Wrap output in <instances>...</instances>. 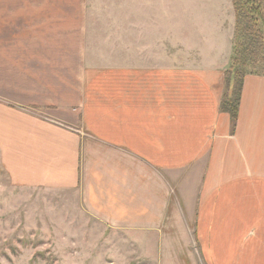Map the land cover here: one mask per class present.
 <instances>
[{"label": "crops", "instance_id": "crops-1", "mask_svg": "<svg viewBox=\"0 0 264 264\" xmlns=\"http://www.w3.org/2000/svg\"><path fill=\"white\" fill-rule=\"evenodd\" d=\"M86 6L0 0V159L12 181L78 192L98 222L156 239L160 264H264V74L246 75L236 127L220 107L234 27L192 29L186 59L177 23L146 27L156 49L100 68Z\"/></svg>", "mask_w": 264, "mask_h": 264}, {"label": "rangeland", "instance_id": "rangeland-1", "mask_svg": "<svg viewBox=\"0 0 264 264\" xmlns=\"http://www.w3.org/2000/svg\"><path fill=\"white\" fill-rule=\"evenodd\" d=\"M86 9L85 45L94 67L131 64L141 50L156 49L146 27H170L173 34L177 23L182 59L196 55L190 37H183L192 29L211 34L222 23L234 27L232 46L235 40L232 0H87ZM159 44L173 56L171 43ZM261 57L249 72L264 74ZM80 205L78 192L16 185L0 159V264H160L156 239L135 229L113 230Z\"/></svg>", "mask_w": 264, "mask_h": 264}, {"label": "trees", "instance_id": "trees-1", "mask_svg": "<svg viewBox=\"0 0 264 264\" xmlns=\"http://www.w3.org/2000/svg\"><path fill=\"white\" fill-rule=\"evenodd\" d=\"M236 23L231 65L225 72L228 90L221 100V110L227 112L233 127L239 117L243 83L264 54V0H232Z\"/></svg>", "mask_w": 264, "mask_h": 264}]
</instances>
